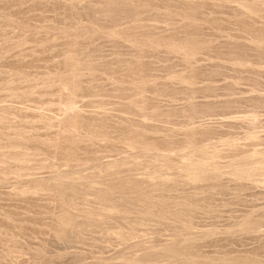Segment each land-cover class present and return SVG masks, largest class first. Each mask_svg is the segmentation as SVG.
Wrapping results in <instances>:
<instances>
[{
	"label": "rangeland",
	"instance_id": "374dc122",
	"mask_svg": "<svg viewBox=\"0 0 264 264\" xmlns=\"http://www.w3.org/2000/svg\"><path fill=\"white\" fill-rule=\"evenodd\" d=\"M0 264H264V0H0Z\"/></svg>",
	"mask_w": 264,
	"mask_h": 264
}]
</instances>
